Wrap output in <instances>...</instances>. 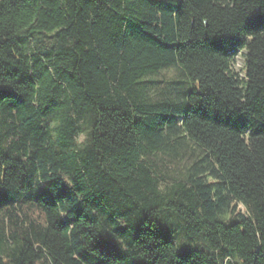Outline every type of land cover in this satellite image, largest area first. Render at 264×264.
<instances>
[{
	"label": "trees",
	"instance_id": "trees-1",
	"mask_svg": "<svg viewBox=\"0 0 264 264\" xmlns=\"http://www.w3.org/2000/svg\"><path fill=\"white\" fill-rule=\"evenodd\" d=\"M0 264H264V0H0Z\"/></svg>",
	"mask_w": 264,
	"mask_h": 264
},
{
	"label": "rangeland",
	"instance_id": "rangeland-1",
	"mask_svg": "<svg viewBox=\"0 0 264 264\" xmlns=\"http://www.w3.org/2000/svg\"><path fill=\"white\" fill-rule=\"evenodd\" d=\"M243 67H244V59H243V55L240 54L235 58V62L233 63V69L240 76H242ZM173 76L174 74L172 71H166V72H162L158 78L159 79H169Z\"/></svg>",
	"mask_w": 264,
	"mask_h": 264
}]
</instances>
